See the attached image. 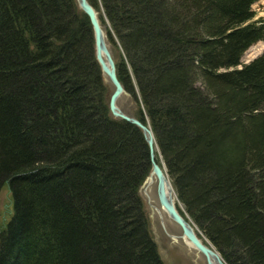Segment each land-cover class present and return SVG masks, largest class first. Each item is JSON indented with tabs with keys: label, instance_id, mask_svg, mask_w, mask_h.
<instances>
[{
	"label": "trees",
	"instance_id": "trees-1",
	"mask_svg": "<svg viewBox=\"0 0 264 264\" xmlns=\"http://www.w3.org/2000/svg\"><path fill=\"white\" fill-rule=\"evenodd\" d=\"M259 1L88 0L178 211L226 264H264V50L241 61ZM110 93L75 0H0V264H163L148 147Z\"/></svg>",
	"mask_w": 264,
	"mask_h": 264
},
{
	"label": "water",
	"instance_id": "water-1",
	"mask_svg": "<svg viewBox=\"0 0 264 264\" xmlns=\"http://www.w3.org/2000/svg\"><path fill=\"white\" fill-rule=\"evenodd\" d=\"M75 1L78 9L87 17L89 21L93 33L95 59L100 67L105 81L112 89L108 100V108L111 116L114 119L125 121L140 129L147 144L151 167L148 177H153L155 180L156 198L159 206L163 209L168 219L178 227L181 236H183L190 243L192 248L197 253L201 254L205 258L206 264H212L210 258L213 257L216 258L218 264H226L217 250L210 243H208V241L200 236V233L197 231L194 224L188 218H186L184 214L182 215L173 204L171 199L166 196L165 186L167 184L169 187H171L170 190H172L173 195H176L174 189L170 185L166 173L164 172L163 166L159 165L155 160L153 146L156 144V141L150 126L148 124L142 123L136 117L125 114L118 106V101L121 96L125 94V91L122 87V84L118 80L116 65L110 52L103 26L99 20L98 12L88 2V0ZM179 209H181L180 206Z\"/></svg>",
	"mask_w": 264,
	"mask_h": 264
},
{
	"label": "rangeland",
	"instance_id": "rangeland-1",
	"mask_svg": "<svg viewBox=\"0 0 264 264\" xmlns=\"http://www.w3.org/2000/svg\"><path fill=\"white\" fill-rule=\"evenodd\" d=\"M252 10L255 13V17L253 20L264 19V0H260L259 2L255 3L252 6ZM109 49L114 59L115 54L113 48H111L110 45H109ZM263 50H264V42H259L253 45L247 50L248 52L246 51L244 53L241 59L242 63H248L253 59L257 58L259 55H261ZM108 86L111 92L112 89L109 84ZM118 106L125 114L134 117L137 107L128 94L125 93L124 95L121 96V98L118 101ZM159 159L161 160V156ZM139 194L143 201L144 212L147 217L150 235L157 246L158 253L163 264H205L203 257L196 254L195 251L189 249L183 243L182 240L177 239L174 241V239H172L171 237L172 235L176 237L181 236L178 227L173 222H171L167 216L163 214L157 215L152 210V207L158 205L155 194V185H154L153 194H151V198L154 203L153 206L150 207L148 201L143 195V190L141 188ZM12 213H13V208H12L11 194L8 188L4 185L0 189V232L5 229L7 223L9 222L12 216Z\"/></svg>",
	"mask_w": 264,
	"mask_h": 264
},
{
	"label": "bare ground",
	"instance_id": "bare-ground-1",
	"mask_svg": "<svg viewBox=\"0 0 264 264\" xmlns=\"http://www.w3.org/2000/svg\"><path fill=\"white\" fill-rule=\"evenodd\" d=\"M248 52V51H247ZM153 154H154V156L155 155H158V149H157V147H156V144H154V146H153ZM157 158H155V160H156ZM157 162V161H156ZM154 185H156V183H155V180H154V178L153 177H148V179L145 181V183L143 184V186H141V189L143 190V195L145 196V198H146V200L148 201V204L150 205V207L151 206H153V200H152V198H151V194H153V191H154ZM171 185V184H170ZM166 188H165V190H166V196L167 197H169L170 199H171V201L173 202V204L176 206V208H177V204H176V196H174L173 195V193H172V190H170V188L171 187H169V185L167 184L166 186H165ZM155 190H156V186H155ZM155 194H156V191H155ZM152 210L157 214V215H165L166 216V214L164 213V211H163V209L159 206V204L157 205V206H154V207H152ZM154 214V213H153ZM172 237V239H174V241L175 240H177V239H180V240H182L183 241V243L189 248V249H191V250H193V251H195L193 248H192V246L190 245V243L183 237V236H181V237H176V236H171ZM195 253L196 254H198V255H200V256H202L201 254H199V253H197L196 251H195ZM203 257V256H202ZM203 259H204V261H205V264H206V260H205V258L203 257ZM211 259V263L212 264H218L217 263V260H216V258H210Z\"/></svg>",
	"mask_w": 264,
	"mask_h": 264
}]
</instances>
